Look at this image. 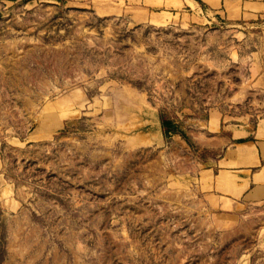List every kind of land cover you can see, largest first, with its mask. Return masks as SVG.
I'll return each instance as SVG.
<instances>
[{"label":"rangeland","instance_id":"rangeland-1","mask_svg":"<svg viewBox=\"0 0 264 264\" xmlns=\"http://www.w3.org/2000/svg\"><path fill=\"white\" fill-rule=\"evenodd\" d=\"M166 5L0 0V264H264L189 135L264 114V20Z\"/></svg>","mask_w":264,"mask_h":264},{"label":"crops","instance_id":"crops-1","mask_svg":"<svg viewBox=\"0 0 264 264\" xmlns=\"http://www.w3.org/2000/svg\"><path fill=\"white\" fill-rule=\"evenodd\" d=\"M162 1L168 9L201 12L210 22L234 25L264 20V0ZM202 123L204 130H189V135L203 146L222 148L216 165L220 193L229 199L264 202V114L254 124L244 121L222 126L217 116Z\"/></svg>","mask_w":264,"mask_h":264},{"label":"trees","instance_id":"trees-1","mask_svg":"<svg viewBox=\"0 0 264 264\" xmlns=\"http://www.w3.org/2000/svg\"><path fill=\"white\" fill-rule=\"evenodd\" d=\"M171 124V122L169 120H163V125L166 127V129L169 128V125Z\"/></svg>","mask_w":264,"mask_h":264},{"label":"water","instance_id":"water-1","mask_svg":"<svg viewBox=\"0 0 264 264\" xmlns=\"http://www.w3.org/2000/svg\"><path fill=\"white\" fill-rule=\"evenodd\" d=\"M162 123V122H161ZM163 127V125H161Z\"/></svg>","mask_w":264,"mask_h":264}]
</instances>
